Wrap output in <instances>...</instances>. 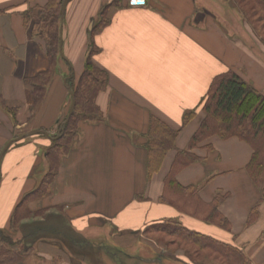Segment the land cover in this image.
Wrapping results in <instances>:
<instances>
[{"label":"crops","instance_id":"obj_1","mask_svg":"<svg viewBox=\"0 0 264 264\" xmlns=\"http://www.w3.org/2000/svg\"><path fill=\"white\" fill-rule=\"evenodd\" d=\"M48 2L0 0V156L13 141L0 164V230H12L18 206L50 171L47 152L70 112L68 81L78 84L92 45V62L108 75V87L97 97L104 121L78 123L47 195L31 200L32 217L13 229L30 248L26 264H187L181 252L146 236L150 226L168 222L264 264V197L247 170L252 147L237 137L213 136L190 150L216 77L235 73L264 95V44L235 2L146 0L131 7L128 0L70 1L64 59L37 104L26 80L50 71L51 64L22 14ZM102 13L108 24L94 32ZM154 118L179 134L176 150L150 179ZM32 131L49 137L27 136ZM178 152L198 160L177 173V183L195 187L203 204L222 197L218 212L229 230L162 201Z\"/></svg>","mask_w":264,"mask_h":264},{"label":"trees","instance_id":"obj_2","mask_svg":"<svg viewBox=\"0 0 264 264\" xmlns=\"http://www.w3.org/2000/svg\"><path fill=\"white\" fill-rule=\"evenodd\" d=\"M242 11L247 22L252 24L254 33L264 44V0H233ZM64 0H49L44 7H34L24 12L25 25L31 24L32 37L40 39L45 46L51 69L38 76L26 80L37 104L41 103L52 72L61 58V15ZM116 0H113L115 3ZM112 3V4H113ZM6 13V12H3ZM108 22L102 13L94 32L100 31ZM96 50L92 45L86 60L85 70L78 84L73 79L68 85L74 92V110L68 123L60 130V139L54 140L47 155L50 163V177L42 182L34 192L29 194L18 206L12 219V230H0V264H26L30 248L22 246L13 232L21 222L31 218L27 209L31 200L47 195L53 178L57 173L59 162L69 151L76 134L78 123L82 120L101 123L104 114L97 105L98 95L108 87V75L92 62ZM70 66V65H69ZM15 110H12L14 113ZM205 118L190 141V150L198 147L207 139L218 136L224 140L237 137L247 142L253 149V157L247 167L248 173L264 197V95L246 83L235 73L222 74L215 78L204 100ZM195 112L185 119L187 125L195 116ZM178 131L157 118L152 119L148 135V168L150 179L158 173L169 152L176 150ZM198 158L189 152H178L171 171L165 179L162 201L177 207L190 215L205 219L227 230L228 221L218 212L223 201L217 197L210 204L200 202L195 187H181L176 175L185 167L196 163ZM47 178V177H46ZM257 210L252 213V218ZM166 236L173 240V247H182L187 264H251L236 246L225 244L209 236L188 230L172 222L156 224L146 230V236Z\"/></svg>","mask_w":264,"mask_h":264},{"label":"water","instance_id":"obj_3","mask_svg":"<svg viewBox=\"0 0 264 264\" xmlns=\"http://www.w3.org/2000/svg\"><path fill=\"white\" fill-rule=\"evenodd\" d=\"M72 1V0H64L63 2V9H62V15H61V34L63 32V23H64V18H65V14H66V9H67V5L68 3ZM61 57L64 59V53H63V40H61ZM69 89V92L71 94V98H72V102H71V106H70V112H69V115H68V118L67 120L65 121V124L68 123V121L70 120L71 116H72V113H73V110H74V92L72 91V89L70 87H68ZM64 124V125H65ZM63 125V127H64ZM38 134H45L46 136L49 137V134L47 132H41V131H32V132H29L27 134V136H33V135H38ZM60 139V135L55 138L54 140H59ZM15 141V140H14ZM13 141H11L7 146L6 148L4 149L2 155L0 156V164H1V159H2V156L3 154L5 153V151L8 149V147L12 144Z\"/></svg>","mask_w":264,"mask_h":264},{"label":"rangeland","instance_id":"obj_4","mask_svg":"<svg viewBox=\"0 0 264 264\" xmlns=\"http://www.w3.org/2000/svg\"><path fill=\"white\" fill-rule=\"evenodd\" d=\"M249 23V22H248ZM249 25L251 26V28H252V30L254 29L253 28V26H252V24H250L249 23ZM253 32H254V30H253ZM255 34V33H254ZM256 35V34H255ZM256 37L259 39V40H261L260 39V37H258L257 35H256ZM80 80V79H79ZM49 174H51V172L49 171L48 173H47V175H46V177L44 178V180H46V179H49L50 177H48V176H50ZM153 238H154V242H156V243H159V244H162V245H164V246H166L167 247V249L168 250H170L171 252H173V253H177V252H181V254L184 256V258H185V251H184V249L182 248V247H173V246H171L172 245V242H173V240L172 239H170V238H168V237H164V236H162V235H160V236H152ZM145 249V248H144ZM149 251V250H148ZM186 259V258H185ZM126 264H140V263H137V262H135V263H126Z\"/></svg>","mask_w":264,"mask_h":264},{"label":"built area","instance_id":"obj_5","mask_svg":"<svg viewBox=\"0 0 264 264\" xmlns=\"http://www.w3.org/2000/svg\"><path fill=\"white\" fill-rule=\"evenodd\" d=\"M128 4L131 7L145 6L146 5V0H128Z\"/></svg>","mask_w":264,"mask_h":264}]
</instances>
